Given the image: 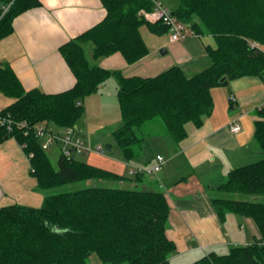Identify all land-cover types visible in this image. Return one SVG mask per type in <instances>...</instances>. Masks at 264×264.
Returning a JSON list of instances; mask_svg holds the SVG:
<instances>
[{"label": "trees", "instance_id": "1", "mask_svg": "<svg viewBox=\"0 0 264 264\" xmlns=\"http://www.w3.org/2000/svg\"><path fill=\"white\" fill-rule=\"evenodd\" d=\"M102 21L60 46L75 75V84L59 93L39 88L26 90L7 62L0 63V91L14 102L0 113H10L30 125L75 127L83 115V99L110 79L117 82L122 125L113 138L127 161L144 155V143L156 135L158 119L176 145L189 136L188 125L201 128L214 110L212 89L242 76L264 75V0H178L172 9L197 35L211 34L216 46H207L211 64L193 76L173 65L155 76H127L120 69L96 61L120 52L128 63L149 53L141 34L146 24L153 31L168 30L163 22H149L141 10H152L154 0H101ZM41 0H0V39L14 30V19L41 6ZM91 44V58L86 52ZM254 136L264 151V105L256 110ZM156 126V125H155ZM15 137L25 145L37 188L47 191L77 181L123 183L141 180L60 154L54 167L33 132L8 134L0 125V139ZM113 144H106L111 150ZM223 193L264 195V157L234 168L218 186ZM218 213L252 217L260 237L229 252H210L189 264H264V202L216 196ZM170 203L162 190L134 187L88 186L45 195L40 207L11 204L0 207V264H89L95 253L104 264H172L177 244L167 234Z\"/></svg>", "mask_w": 264, "mask_h": 264}, {"label": "crops", "instance_id": "2", "mask_svg": "<svg viewBox=\"0 0 264 264\" xmlns=\"http://www.w3.org/2000/svg\"><path fill=\"white\" fill-rule=\"evenodd\" d=\"M41 1V6L19 14L14 19L13 32L0 39V63L11 65L26 90L39 88L46 93H59L76 81L60 46L102 21L107 11L101 0ZM175 1L176 7L178 0ZM146 29V36L142 31L141 34L149 53L142 59L130 64L116 52L96 62L107 69H120L127 76H155L173 65L182 66L188 76H193L211 64L207 46H216L211 34H190L171 41L167 29L153 31L148 25ZM227 84L231 86L229 90L220 91L218 97L212 89V114L201 128L188 126L189 136L182 144L176 145L166 135L170 158L189 167L190 172L172 175L162 168L156 176L143 175L141 180L130 178L123 182L167 194L170 203L167 234L177 244V251L170 255L172 264H189L210 252L225 254L234 245H248L260 237L252 217L232 212L221 216L212 200L220 191L217 186L231 170L264 157L254 136L256 110L264 105V75L242 76ZM106 86L107 82L99 91L103 93ZM115 87L118 89L117 82ZM13 102L14 98L0 91V112ZM233 123L241 125L239 132L230 130ZM76 131L82 138L85 136L83 130L76 128ZM85 133L90 135L88 131ZM104 137L100 139L103 141ZM101 143L90 138L88 145L103 149ZM113 148L114 144L108 151ZM144 151L143 156L133 161L107 157L99 163L100 157H95L97 162L91 163L134 178L133 166L152 163L159 154H150L145 148ZM192 169H199L200 173ZM22 189L28 192L29 200L23 199L25 202L17 200L20 199L17 192ZM44 198L22 145L15 137L0 139V207L15 203L40 207Z\"/></svg>", "mask_w": 264, "mask_h": 264}, {"label": "rangeland", "instance_id": "3", "mask_svg": "<svg viewBox=\"0 0 264 264\" xmlns=\"http://www.w3.org/2000/svg\"><path fill=\"white\" fill-rule=\"evenodd\" d=\"M163 3L170 7L171 9L175 8L174 2L175 0H162ZM143 25L141 28L142 34L144 37L146 36V28L147 25ZM205 36H208L205 35ZM148 42H150L148 40ZM213 45H215V40L212 42ZM264 49V46H263ZM86 52L88 56L91 58V44H88L86 48ZM115 78H110L107 81V86L105 91L102 93L100 91H97L83 99V108H84V113L83 115L78 119L76 123V128L77 130H83L84 131V140L87 146L88 143L91 140L95 138V141L100 140L103 146L104 153L101 154L95 150L96 145H90L89 147L92 149V151L89 152H82L78 153L76 156L78 159L85 161V162H97V159H94L95 157H100L99 163H103V158L107 159L112 158V159H122L123 155L118 147L117 143L115 142V139L113 138L112 130L120 127L122 125V119H121V110H120V105L117 97V88L115 87ZM230 84H225V85H220V86H215L213 87V94L215 97H218V93L222 90H229ZM233 97V96H232ZM102 99V100H100ZM156 125V126H155ZM155 125H151L153 131L155 132L156 135H154L152 138H150L148 141L144 143V148L146 151H149L150 154L152 152L154 154H162L165 156L167 159L165 166L163 167L164 171L167 172V174H175V175H182V174H187V172H190L191 169L187 167L186 165L182 166L181 164L177 163V160H172L170 158V148L168 145V136L164 133L165 126L162 122V120L158 119ZM192 124H189L190 126ZM53 126V125H52ZM193 126V125H192ZM54 127V126H53ZM85 131L90 132V135L88 133H85ZM103 136L104 139L103 141L100 139ZM107 136V139H106ZM167 137V138H166ZM111 142L114 144V148L111 152H109L106 149V143ZM97 152L99 154L94 153ZM46 153L48 157L50 158L52 164L54 167H57L58 164V158L61 154V147L57 143L52 145L49 149L46 150ZM120 155V157H119ZM155 156V155H154ZM125 159V158H124ZM156 161V159H155ZM155 161L148 162L147 165H143L146 167L152 166ZM197 168V167H196ZM196 171L198 174L200 173L199 169H192ZM162 171V170H161ZM158 174V173H157ZM145 176H156V174H148L145 173ZM93 185H98V186H113V187H134L136 186L131 185L129 183H126L125 185L123 183H119L117 181H106V180H87V181H77V182H72L69 184L61 185L58 187H54L52 189H49L47 191H43L41 189H38L40 193H43L45 195L48 194H53V193H60V192H65V191H71V190H77L80 188L88 187V186H93ZM218 187V186H217ZM216 190V189H215ZM24 189L18 190V195H20V199L17 200H27L29 197L27 196L28 192ZM217 196H227L230 198H235V199H248L256 202H264V195H250V194H242V193H223L222 191H218L215 193ZM24 199V200H23ZM29 200V199H28ZM21 202V201H18ZM43 204V203H42ZM88 263L89 264H104L98 256L93 253L89 256L88 258Z\"/></svg>", "mask_w": 264, "mask_h": 264}, {"label": "built area", "instance_id": "4", "mask_svg": "<svg viewBox=\"0 0 264 264\" xmlns=\"http://www.w3.org/2000/svg\"><path fill=\"white\" fill-rule=\"evenodd\" d=\"M140 14L149 22H163L168 27L171 41H177L190 34H195L193 30L188 28L177 18L173 10L166 6L162 0H154L153 9L150 11L141 10ZM250 45L256 48L261 47V44L257 41H251ZM0 125L5 128L8 134H13L16 131H23L26 134L33 132L35 137L40 140L45 150L57 143L61 147V154L67 157L76 156L78 153L82 152L92 151V149L86 145L82 136L77 133L75 127L56 128L45 123L32 126L26 120L15 119L10 113H0ZM229 128L232 132H239L241 130V125L239 123H233ZM21 145L24 148L25 145ZM95 150L101 154L104 153L101 147ZM166 161L167 159L164 155L157 154L156 161L152 166L135 165L131 172L157 174L163 168Z\"/></svg>", "mask_w": 264, "mask_h": 264}]
</instances>
